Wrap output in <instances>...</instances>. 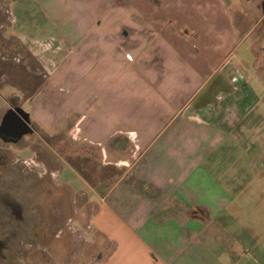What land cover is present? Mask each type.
<instances>
[{"label":"crops","instance_id":"1","mask_svg":"<svg viewBox=\"0 0 264 264\" xmlns=\"http://www.w3.org/2000/svg\"><path fill=\"white\" fill-rule=\"evenodd\" d=\"M45 1L62 19L60 8L69 0ZM130 1H71L75 24L60 39L65 54H39L50 61L53 80L27 113L31 123L42 124L33 108L38 116L37 109L70 103L79 114V138L102 155L104 169L122 173L103 181L108 190L99 206L90 203V237L104 247L85 264H264V254L250 259V234L235 222L234 187L214 176L216 158L233 149L231 139L243 143L238 101L220 96L217 115L198 99L212 76L222 73L224 80L228 67H236L229 61L237 46L232 23H218L214 0H146L137 8L149 17L141 23H107L110 15L98 14ZM182 12L210 23H184L177 18ZM245 148L242 155H250Z\"/></svg>","mask_w":264,"mask_h":264},{"label":"rangeland","instance_id":"2","mask_svg":"<svg viewBox=\"0 0 264 264\" xmlns=\"http://www.w3.org/2000/svg\"><path fill=\"white\" fill-rule=\"evenodd\" d=\"M43 1L42 6L40 0H0V119L10 99L22 102L23 109L31 112L30 101L51 85L53 68L39 54H65L60 39H67L69 27L75 24L70 23L75 20L72 0L60 8L62 19L52 6L46 9ZM143 3L146 0H131L128 7L101 8L98 14L110 15L107 23H139L141 18L149 19L137 12ZM214 3L220 12L218 23H232L234 28L237 46L229 61L236 67H228L224 80L222 73L212 76L198 99L202 96L209 101L217 115L223 103L220 96L226 99L229 94L230 100L238 101L242 120L237 129L243 143L230 138L233 149L216 158L214 176L234 187L235 222L250 234L247 242L253 246V260L252 254L255 258L264 254V0ZM207 12L210 15L213 10ZM104 17L99 18L101 23H105ZM177 18L184 23H210L197 16L189 20L184 12ZM69 105L37 109L38 116L33 108L42 124L32 121L34 132L20 143L0 144V152L7 155L0 154V264H85L96 260L94 250L104 247L99 240L93 244L90 237L89 215L95 210L90 203L99 206V197L108 190L107 183L101 185L103 181L118 180L122 173L104 169L102 155L79 138L74 124L79 114ZM87 110L83 109L86 116ZM253 121H257L255 125ZM81 128L87 132L89 122ZM245 147L250 155H242ZM236 158L242 167L234 163ZM243 257L249 259L245 253Z\"/></svg>","mask_w":264,"mask_h":264},{"label":"flooded vegetation","instance_id":"3","mask_svg":"<svg viewBox=\"0 0 264 264\" xmlns=\"http://www.w3.org/2000/svg\"><path fill=\"white\" fill-rule=\"evenodd\" d=\"M261 50L264 53V48ZM10 102H11V104H8V108H7L6 112L4 113V115L0 119V144L2 143V144L15 145L17 143H20L24 137L32 134L34 132V130L32 128V123H31L30 119H29V123H26L24 120L25 119L24 113H27V112L20 105L22 102L20 104H16L13 99H10ZM5 116H8V119L12 120L11 122L14 123V125H15L14 127L13 126H8V127H2L1 126L2 120L5 118ZM24 123L26 125H24ZM22 130L23 131L26 130L27 134H24L19 139H14L13 136H15L17 133L21 132ZM0 154H2L3 158L5 156H7L6 153H4V152H0Z\"/></svg>","mask_w":264,"mask_h":264},{"label":"water","instance_id":"4","mask_svg":"<svg viewBox=\"0 0 264 264\" xmlns=\"http://www.w3.org/2000/svg\"><path fill=\"white\" fill-rule=\"evenodd\" d=\"M25 114V122L26 123H29V115L27 113H24ZM12 120L8 119V116H5V118L2 120V123H1V126L2 127H8V126H15L13 122H11ZM24 125H26L24 123ZM2 132V131H1ZM24 134H27V131L26 130H22L21 132L17 133L14 137V139H19L21 138V136H23Z\"/></svg>","mask_w":264,"mask_h":264},{"label":"built area","instance_id":"5","mask_svg":"<svg viewBox=\"0 0 264 264\" xmlns=\"http://www.w3.org/2000/svg\"><path fill=\"white\" fill-rule=\"evenodd\" d=\"M128 58V57H127Z\"/></svg>","mask_w":264,"mask_h":264}]
</instances>
